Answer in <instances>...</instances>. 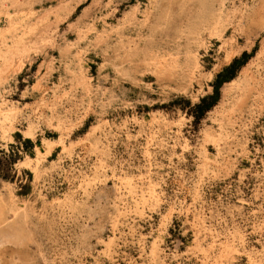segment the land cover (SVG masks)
I'll return each instance as SVG.
<instances>
[{
  "label": "rangeland",
  "instance_id": "obj_1",
  "mask_svg": "<svg viewBox=\"0 0 264 264\" xmlns=\"http://www.w3.org/2000/svg\"><path fill=\"white\" fill-rule=\"evenodd\" d=\"M0 150V264H264V0H0Z\"/></svg>",
  "mask_w": 264,
  "mask_h": 264
},
{
  "label": "trees",
  "instance_id": "obj_2",
  "mask_svg": "<svg viewBox=\"0 0 264 264\" xmlns=\"http://www.w3.org/2000/svg\"><path fill=\"white\" fill-rule=\"evenodd\" d=\"M250 56L251 53H247L246 51L242 52L240 57L234 58L227 66L216 74L212 84L213 93L209 96L201 98L200 102L194 105L193 113L195 118L201 117V115L217 101L219 96V87L221 84L233 79L236 75V71L245 64ZM23 144L26 147H31L32 141L30 139H24ZM14 163L15 158L12 152L6 153L0 150V178L4 180L11 179L8 172L12 169Z\"/></svg>",
  "mask_w": 264,
  "mask_h": 264
},
{
  "label": "bare ground",
  "instance_id": "obj_3",
  "mask_svg": "<svg viewBox=\"0 0 264 264\" xmlns=\"http://www.w3.org/2000/svg\"><path fill=\"white\" fill-rule=\"evenodd\" d=\"M15 42V41H14ZM5 50V49H4ZM10 52V51H9ZM3 53H4V51H3ZM6 53V52H5ZM10 55V54H9ZM4 56V55H3ZM5 58V57H4ZM10 65V64H9ZM5 120V119H4Z\"/></svg>",
  "mask_w": 264,
  "mask_h": 264
}]
</instances>
